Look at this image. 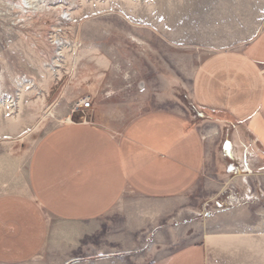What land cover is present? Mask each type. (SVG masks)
I'll use <instances>...</instances> for the list:
<instances>
[{"label":"crops","instance_id":"obj_1","mask_svg":"<svg viewBox=\"0 0 264 264\" xmlns=\"http://www.w3.org/2000/svg\"><path fill=\"white\" fill-rule=\"evenodd\" d=\"M257 20L235 19L232 28L254 27L238 47L211 42L201 56L191 48L172 54L170 70L157 75L154 66L141 96L94 87L86 116L47 131L28 154L20 144L36 122L14 128L2 118L0 264H210L211 235L204 225L195 236V218L228 190L238 193L232 179L239 173L228 174L226 156L215 154L221 128L231 131L233 153H256L242 155L244 165L257 163L264 179V29L256 31ZM174 64L177 84H188L209 128L173 104L161 108L173 99ZM163 84L168 97L150 92Z\"/></svg>","mask_w":264,"mask_h":264},{"label":"rangeland","instance_id":"obj_2","mask_svg":"<svg viewBox=\"0 0 264 264\" xmlns=\"http://www.w3.org/2000/svg\"><path fill=\"white\" fill-rule=\"evenodd\" d=\"M241 13L258 18L256 31L264 29V0H0V87L13 95L9 104L0 103V120L9 118L14 128L36 122L20 144L28 154L47 131L86 116L77 104L94 87L100 93L131 90L138 97L154 66L157 75L167 74L172 54L186 55L191 48L201 56L200 47L211 42L238 47L254 31L232 28ZM175 73L174 64L173 99L161 108L173 104L197 127L209 128L208 115L193 105L188 84H177L182 75ZM25 77L29 81L22 82ZM156 86L150 92L165 97V85ZM215 137V154L226 156V172L239 173L232 179L238 193L228 190L196 217L194 234L201 236L204 225L210 232V264H264V179L259 165H244L243 158L256 153L234 150L238 166L230 157L231 131L221 128ZM234 220L248 226L232 227Z\"/></svg>","mask_w":264,"mask_h":264},{"label":"built area","instance_id":"obj_3","mask_svg":"<svg viewBox=\"0 0 264 264\" xmlns=\"http://www.w3.org/2000/svg\"><path fill=\"white\" fill-rule=\"evenodd\" d=\"M92 104V99L91 96H85L83 97L81 100H79L78 104H77V109L83 108H90ZM234 153H232V157L234 158V160L237 162L238 165L241 166V164L236 160V158L234 157Z\"/></svg>","mask_w":264,"mask_h":264},{"label":"bare ground","instance_id":"obj_4","mask_svg":"<svg viewBox=\"0 0 264 264\" xmlns=\"http://www.w3.org/2000/svg\"><path fill=\"white\" fill-rule=\"evenodd\" d=\"M31 80V79H30ZM23 81H29V79H27L26 77H25V79H23L22 80V82ZM0 89H1V87H0ZM8 97H10V98H13V95L12 94H10L9 92H6L4 89H3V87H2V89L0 90V103H1V105H2V101H4L5 103L7 102V104H9L8 103ZM12 102H14V101H12ZM0 105V106H1ZM4 106V105H3ZM10 106V105H9ZM14 119H16V118H14ZM12 122V121H11ZM234 200V199H233Z\"/></svg>","mask_w":264,"mask_h":264}]
</instances>
